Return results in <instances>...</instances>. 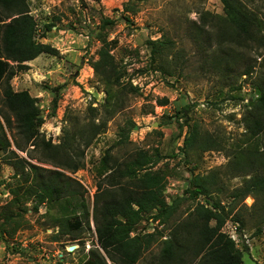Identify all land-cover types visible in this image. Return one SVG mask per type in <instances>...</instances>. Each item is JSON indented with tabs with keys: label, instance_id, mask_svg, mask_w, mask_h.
<instances>
[{
	"label": "rangeland",
	"instance_id": "rangeland-1",
	"mask_svg": "<svg viewBox=\"0 0 264 264\" xmlns=\"http://www.w3.org/2000/svg\"><path fill=\"white\" fill-rule=\"evenodd\" d=\"M127 1L28 0L29 14L36 22L35 40L50 45L58 54H41L24 63L27 70L17 72L10 81L14 92L27 91L35 98L42 123L38 136L24 143L16 135L13 118L11 129L0 118L10 143L6 150H0V224L3 216L11 215L13 221L0 232V264H86L101 258L105 264H115L97 244L94 197L99 187L115 186L111 182L114 164L111 161L106 165L105 155H111L115 163L123 162L135 157L139 150L158 159L149 171L164 175L165 202L171 204L177 197L184 198L165 222L144 215L134 226L131 237L148 240L136 264L198 263L190 262L185 250L178 253L181 261L161 260L163 240L177 233L192 240L197 235L195 230L177 227L185 221L187 210L197 203L186 191L189 181L197 176L212 181L210 196L220 201L227 213L221 231L226 234L231 223L237 225L236 247L247 246L241 264H264V194L258 192L242 201L230 198L254 176L253 169L246 176L240 172L249 164H264V134L253 137L247 130L252 116L264 117L245 107L249 97L264 88V0H237L257 20L252 27L255 39L239 36L235 43V34L228 31L231 44L227 46L233 52L223 59L222 72L216 59L220 53L218 29L204 28L211 33L210 39L202 33L197 41L200 28L209 25L212 16H223L219 0H134L135 12L127 13L129 20L125 21L123 9ZM103 18L114 21L101 34L108 41H117L112 53L123 74L121 85L131 83L137 88L118 106L105 105V87L96 82L90 67L97 59L100 42L95 33ZM50 23L55 26L45 31L44 25ZM155 39L171 41L167 60H151L146 43ZM246 66H251V73L239 76ZM60 85L64 87L53 107L52 89ZM101 122H106L105 128L88 145L80 138L73 142L74 151L69 150V157L80 163L76 171L44 160L42 139L58 145L65 130H69L68 134L81 131L83 136ZM129 122L133 126L128 140L118 145L119 132ZM190 125L215 141L217 148L204 152L188 149L183 153V138ZM33 167L62 173L70 182L69 194L43 203L35 211L34 199L24 193L37 179ZM256 175L264 174L260 169ZM74 220L81 222L78 229L72 225ZM69 247L73 250L69 251Z\"/></svg>",
	"mask_w": 264,
	"mask_h": 264
},
{
	"label": "trees",
	"instance_id": "trees-1",
	"mask_svg": "<svg viewBox=\"0 0 264 264\" xmlns=\"http://www.w3.org/2000/svg\"><path fill=\"white\" fill-rule=\"evenodd\" d=\"M223 16H212L209 25H203L198 32V39L202 33L207 34L210 39L211 33L204 28L218 29L217 39L219 43V64L221 72L223 69V59L233 52V49L227 45L231 44V38L228 37V31L236 36L235 43L239 42L243 36L245 40H254L255 35L252 27L256 25V18L243 10L237 0H219ZM123 19L128 21L127 13L135 12L134 0H128L124 4ZM0 87L3 88V108L0 109V118L3 119L8 129L12 128V120L16 135L21 136V142L29 143L38 136V128L42 123L36 106L35 98L31 97L27 91L14 92L10 86V81L17 72H24L27 66L24 63L37 58L41 54L56 56L58 51L48 44L39 43L35 40L36 22L29 14L28 0H0ZM8 22H5L7 21ZM114 25L112 19L103 18L95 33L96 39L100 42L96 55L97 59L90 65L93 70L96 82L105 87V105L117 103L122 98L127 97L129 93L137 92V88L131 83L125 87L121 84L123 78L122 71L117 64L112 51L117 45L116 40L108 41L101 32ZM54 23L44 25V30L49 31L54 27ZM206 40V39H205ZM150 49L151 60H161L170 54L171 41L166 40H148L146 43ZM200 44V42H199ZM198 45V44H197ZM264 47V41L262 43ZM202 46V44H201ZM225 46L227 49H222ZM177 56V55H176ZM10 63H15L12 65ZM235 68V66H233ZM162 71V66L156 67ZM251 73V66L239 72V76H247ZM226 80V78H224ZM228 81V80H226ZM64 87L60 85L52 89L55 94L53 107L56 104L57 94ZM234 87L232 88V90ZM250 96L249 102L245 104L247 109L262 114L264 117V88L258 89V94ZM163 104L165 103L164 101ZM95 111L94 108H89ZM115 111L112 112V116ZM106 126V122L99 125H93L86 133L81 131L68 134L65 130L63 141L58 145H52L50 141L41 140L44 147L43 158L55 165V167L76 171L80 163L72 161L69 157V150L74 151L73 142L78 138L85 145H88ZM133 126L129 122L124 130L119 132L118 145L122 140H128V134ZM247 130L251 136L255 137L264 134V119L258 116H252L247 123ZM10 146L8 139L0 124V150H6ZM215 141L204 135H200L196 126H188V132L183 138L181 151L194 149L201 152L216 149ZM113 162L114 175L111 177L114 187L104 189L99 187L94 197L93 219L96 224V240L100 249L115 264H136L141 257L143 244H148V240L137 235L131 237L134 226L143 219L144 215L152 220L163 223L172 217L176 211L177 205L183 200L184 196L177 197L167 204L162 196L165 177L160 171H149L151 166L157 164L158 159L153 158L143 150L136 152L135 157L123 162H114L113 157L106 154L103 162L108 165ZM22 162V160H21ZM236 169H241L235 165ZM37 179L33 185L24 189L27 197L34 199L33 209L36 211L39 205L59 200L69 193L70 182L58 171H45L35 168ZM251 169L254 176L249 177L243 189L230 195L232 201H242L245 197L256 195L258 192L264 194V175H256L261 169L264 174V164L251 165L247 170L241 171L246 176ZM42 172V173H41ZM44 173H47L45 176ZM141 173V174H140ZM211 180L207 177H195L189 181V187L186 190L190 198L197 200L192 209L187 210L185 221L177 227H183L188 230H195L194 240L183 238L180 233L173 235L162 241L161 260L171 263L178 258L179 251L185 250L190 262L198 260L197 264H241L243 253L247 251V246L242 245L239 249L236 244L221 229L227 219V213L220 201H213L210 196ZM148 217V218H149ZM3 222L0 224V232L12 224V216H3ZM235 221H241L234 218ZM73 227L78 229L81 226L79 220H74ZM243 224L241 223V226ZM240 229V228H239ZM179 237V238H178ZM150 238V237H148ZM192 240V241H190ZM243 244V243H240ZM97 257L99 252L96 251ZM177 262V261H176ZM86 264H105L103 258L101 261H87Z\"/></svg>",
	"mask_w": 264,
	"mask_h": 264
},
{
	"label": "built area",
	"instance_id": "built-area-1",
	"mask_svg": "<svg viewBox=\"0 0 264 264\" xmlns=\"http://www.w3.org/2000/svg\"><path fill=\"white\" fill-rule=\"evenodd\" d=\"M229 226V225H228ZM226 235L233 240L235 243L239 241V232L237 231V225L231 223L230 229L227 231Z\"/></svg>",
	"mask_w": 264,
	"mask_h": 264
},
{
	"label": "water",
	"instance_id": "water-1",
	"mask_svg": "<svg viewBox=\"0 0 264 264\" xmlns=\"http://www.w3.org/2000/svg\"><path fill=\"white\" fill-rule=\"evenodd\" d=\"M73 250V247H69V251Z\"/></svg>",
	"mask_w": 264,
	"mask_h": 264
}]
</instances>
